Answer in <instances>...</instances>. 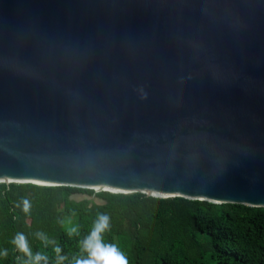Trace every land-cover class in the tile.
<instances>
[{
	"label": "water",
	"instance_id": "obj_1",
	"mask_svg": "<svg viewBox=\"0 0 264 264\" xmlns=\"http://www.w3.org/2000/svg\"><path fill=\"white\" fill-rule=\"evenodd\" d=\"M0 183L264 207V0H0Z\"/></svg>",
	"mask_w": 264,
	"mask_h": 264
},
{
	"label": "trees",
	"instance_id": "obj_2",
	"mask_svg": "<svg viewBox=\"0 0 264 264\" xmlns=\"http://www.w3.org/2000/svg\"><path fill=\"white\" fill-rule=\"evenodd\" d=\"M75 193L103 201H76ZM24 200L31 206L27 215ZM99 214L110 218L105 242L117 245L129 264H264V207L32 183H0V250H7L0 264L26 259L11 243L17 233L55 264L54 245L45 247L38 232L61 248L64 264H73ZM69 219L79 235H68Z\"/></svg>",
	"mask_w": 264,
	"mask_h": 264
},
{
	"label": "clouds",
	"instance_id": "obj_3",
	"mask_svg": "<svg viewBox=\"0 0 264 264\" xmlns=\"http://www.w3.org/2000/svg\"><path fill=\"white\" fill-rule=\"evenodd\" d=\"M24 213L30 214V203L24 200L22 203ZM64 223V221H61ZM71 227L67 229L69 236L79 235V227L72 225V221H67ZM110 218L107 215L99 214L96 221L88 233L79 244V255L73 259V264H129L127 256L120 248L112 243L104 240V235L110 230ZM45 247L50 244L54 245L55 264H64L67 257L62 255L61 248L56 245L55 241H50L43 233H36ZM15 249L21 253L26 259L23 264H49L47 255L43 253H33L27 237L23 233H17L11 241ZM0 256H7V250H0Z\"/></svg>",
	"mask_w": 264,
	"mask_h": 264
},
{
	"label": "rangeland",
	"instance_id": "obj_4",
	"mask_svg": "<svg viewBox=\"0 0 264 264\" xmlns=\"http://www.w3.org/2000/svg\"><path fill=\"white\" fill-rule=\"evenodd\" d=\"M99 192V191H98ZM72 198L76 201H82V200H93L94 202L98 203V202H102L103 199H101L100 197H96L94 195H89L86 193H75Z\"/></svg>",
	"mask_w": 264,
	"mask_h": 264
},
{
	"label": "bare ground",
	"instance_id": "obj_5",
	"mask_svg": "<svg viewBox=\"0 0 264 264\" xmlns=\"http://www.w3.org/2000/svg\"><path fill=\"white\" fill-rule=\"evenodd\" d=\"M106 189H108V190H111V188H108V187H105Z\"/></svg>",
	"mask_w": 264,
	"mask_h": 264
}]
</instances>
